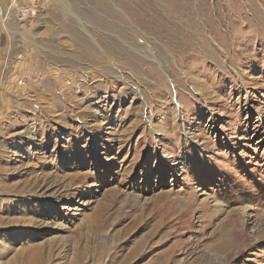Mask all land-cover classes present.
Returning <instances> with one entry per match:
<instances>
[{"label":"rangeland","instance_id":"374dc122","mask_svg":"<svg viewBox=\"0 0 264 264\" xmlns=\"http://www.w3.org/2000/svg\"><path fill=\"white\" fill-rule=\"evenodd\" d=\"M0 7V264H264V0Z\"/></svg>","mask_w":264,"mask_h":264},{"label":"bare ground","instance_id":"6f19581e","mask_svg":"<svg viewBox=\"0 0 264 264\" xmlns=\"http://www.w3.org/2000/svg\"><path fill=\"white\" fill-rule=\"evenodd\" d=\"M64 7V10L66 11V12H68V13H70L71 14V12H70V9L67 7V6H63ZM73 17H74V19L77 21V19L75 18V16L73 15ZM87 33H89L88 31H87ZM95 56V55H94Z\"/></svg>","mask_w":264,"mask_h":264},{"label":"built area","instance_id":"2783aa9c","mask_svg":"<svg viewBox=\"0 0 264 264\" xmlns=\"http://www.w3.org/2000/svg\"><path fill=\"white\" fill-rule=\"evenodd\" d=\"M1 8V7H0Z\"/></svg>","mask_w":264,"mask_h":264}]
</instances>
